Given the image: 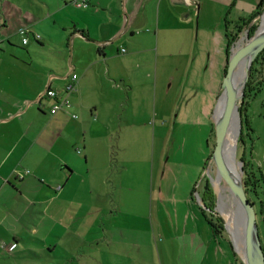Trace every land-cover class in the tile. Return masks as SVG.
<instances>
[{
    "label": "crops",
    "instance_id": "crops-1",
    "mask_svg": "<svg viewBox=\"0 0 264 264\" xmlns=\"http://www.w3.org/2000/svg\"><path fill=\"white\" fill-rule=\"evenodd\" d=\"M260 1L91 0L87 8H80L75 0H38L31 8L23 0H0V244H8L4 251L15 253L29 226L38 233L36 224L28 225L29 216L36 223L45 206L54 216L62 202L67 205L63 213H69L77 171L85 169L90 175L92 163L97 168L104 165L100 154L91 151L93 134L112 120L119 94L127 91L131 101L136 80L142 79L147 87L159 63L170 89L178 80L179 92L188 85L197 88L202 83L198 80L208 76L222 80L228 35L235 32L234 25L253 16ZM44 25L47 30L37 42L33 34ZM24 28L29 30L27 45L19 34ZM72 74L78 80L66 95ZM49 89L58 91L59 98L67 97L71 107L52 115L55 100L47 97ZM219 91L218 81L215 92ZM77 140L83 141L81 158L72 149ZM100 171L104 169L96 172ZM90 185L97 188L92 180ZM209 229L201 227L203 235H185L187 250L191 243L204 248L196 263L236 264L231 241ZM220 238L236 255L234 260L228 248L219 246Z\"/></svg>",
    "mask_w": 264,
    "mask_h": 264
},
{
    "label": "rangeland",
    "instance_id": "rangeland-1",
    "mask_svg": "<svg viewBox=\"0 0 264 264\" xmlns=\"http://www.w3.org/2000/svg\"><path fill=\"white\" fill-rule=\"evenodd\" d=\"M34 2L38 0H23L31 8ZM263 14L264 6L256 32ZM47 27L36 32L41 36ZM247 38L248 31H244L233 48ZM16 45L23 48L20 42ZM248 47L237 58L244 56ZM159 55L162 58V47ZM158 67L147 87L142 79L136 80L131 101L127 91L119 94L120 104L111 112L112 120L96 129L91 151L100 154L104 165L97 168L92 163L90 175L85 169L77 171L76 197L69 213H63L67 205L60 202L58 215L47 212L45 206L42 215L35 217L36 223L29 216L28 225L36 224L38 233H32L29 226L13 254L4 251L7 243L0 244V264H197L204 248L197 243L192 247L191 243L187 250L185 235L191 231L203 235L201 227L205 226L210 230L204 212L223 225L239 261L224 239L217 242L228 248L236 264H255L236 196L226 181L216 177L210 161L215 147V114L225 77L216 80L208 76L198 80L202 83L197 88L188 85L179 92L178 80L170 89L162 63ZM245 80L242 74L240 89ZM218 81L219 94L215 92ZM248 81L242 108L237 107L231 120L228 133L234 137L229 140V148L222 149V161L228 162L229 169L224 166L232 174L229 154L235 153L264 251L263 60L254 63ZM223 116L224 109L219 122ZM72 149L81 158L78 152H84L83 141L77 140ZM91 180L97 188L90 185ZM208 184L215 194L213 209L200 203Z\"/></svg>",
    "mask_w": 264,
    "mask_h": 264
},
{
    "label": "water",
    "instance_id": "water-1",
    "mask_svg": "<svg viewBox=\"0 0 264 264\" xmlns=\"http://www.w3.org/2000/svg\"><path fill=\"white\" fill-rule=\"evenodd\" d=\"M258 31L255 33L253 37L247 38L246 42L239 43L237 46H235V48L231 50V54L229 57V63H228V70H227L225 81H224V84L221 90L217 108L219 106V103L223 96L224 91L225 90L227 91L228 88H229L230 96H229L228 105L226 107L227 108L226 113L221 118L220 122H216L215 147H214V151H213L210 161L215 167V170L217 173L216 177H220L224 181H226L232 187V190L236 193L239 204L243 210V217L246 221V224H247V227L250 233V237L252 239V243H253L252 255L254 258V262L255 264H264V251H263L261 240L259 237L258 225L256 222L253 207L247 199V194H246L243 183L238 184L237 181L235 180L233 181V179H231L228 176L223 166V161H222V149H223V145L226 139V135L228 133V130L231 124L232 117L237 107L242 108L246 84L249 79V74L251 72L252 66L257 56L264 50L263 49L264 46L260 50L258 48L259 45L264 43V32L259 34ZM248 45H250L252 48V54H251L250 61H249L245 84L240 89L241 86H237L234 83L235 71L233 69V62L235 58ZM239 119H240V130H241V126H242L241 110H239ZM237 141H238V138H237Z\"/></svg>",
    "mask_w": 264,
    "mask_h": 264
},
{
    "label": "bare ground",
    "instance_id": "bare-ground-1",
    "mask_svg": "<svg viewBox=\"0 0 264 264\" xmlns=\"http://www.w3.org/2000/svg\"><path fill=\"white\" fill-rule=\"evenodd\" d=\"M264 32V14H263V17H262V24H261V27L258 31V33H262ZM264 46V43H262L261 45H259V50ZM264 49V48H263ZM251 54H252V48L251 46L249 45L246 53L244 56H242L241 58H235V61L233 63V69L235 71V74H234V83L235 85L237 86H241V77H242V74H245V76H247V70H248V66H249V61H250V57H251ZM232 85V84H231ZM232 88V87H231ZM229 96H230V93H229V88L227 89V91L225 90L224 93H223V96L220 100V103H219V106L217 108V111H216V117H215V121L217 119L216 122H219V119H220V114H221V111L224 109V114L226 113V107L228 105V101H229ZM236 119V118H235ZM235 124V123H234ZM236 125V124H235ZM237 131V130H236ZM234 136L231 135L230 133H227L226 135V139L228 138V140H225L224 142V145H223V150L225 148H229V144H230V139L233 138ZM233 140V139H232ZM232 142V141H231ZM222 150V151H223ZM228 152V151H227ZM230 157H231V164H232V169H233V173L231 174L230 170H228L229 168L227 167L228 165V162L225 161L224 163L226 164H223V166L225 165L228 169H225L228 176L233 179V181H237L238 184L241 183L242 184V178L240 176V173H239V170H238V167H237V161H236V155L235 153H233V151H230ZM226 159V158H225ZM228 159V158H227ZM224 166V168H225ZM220 185V184H219ZM230 186V185H229ZM231 190H232V187L230 186ZM233 191V190H232ZM234 192V191H233ZM235 196H236V193L234 192ZM236 199L238 201V198L236 196ZM238 204H239V201H238ZM239 207L242 211V214H243V210L239 204ZM245 225H246V228H247V232H248V238L250 240V243L252 244V248H253V243H252V239L250 237V233H249V230H248V227H247V224H246V221H245ZM235 231V230H234Z\"/></svg>",
    "mask_w": 264,
    "mask_h": 264
},
{
    "label": "trees",
    "instance_id": "trees-1",
    "mask_svg": "<svg viewBox=\"0 0 264 264\" xmlns=\"http://www.w3.org/2000/svg\"><path fill=\"white\" fill-rule=\"evenodd\" d=\"M263 6H264V0H261L260 3L258 4L257 10L253 14V16H251L250 18H248L246 20H241V22L237 23L235 26L237 30L235 29V32L233 34L228 35V39H229L228 59H227V66L225 68V74H227V70H228V63H229V57L231 54V49L234 46V44L237 42V40L239 39V36L244 31H248L249 38H251L255 35L256 30H257L258 25H259L258 24V18L261 15V10H262ZM258 60H263V62H264V50L257 56L255 61L258 62ZM256 62H254V63H256ZM252 68H253V66H252ZM247 86H248V84H247ZM245 93H246V90H245ZM243 185H244V183H243ZM206 201L209 204H207ZM202 202L206 208H210L212 206L211 208L213 209V207L215 206V194H214V191H213L210 184H208V186L205 190V195H204V198L202 199ZM204 215H205V218H206L208 224L210 225V227H211V229L215 235H220V234L225 232L223 225L220 224L219 222H217L214 219L213 215H211L209 217L206 215L205 212H204Z\"/></svg>",
    "mask_w": 264,
    "mask_h": 264
},
{
    "label": "built area",
    "instance_id": "built-area-1",
    "mask_svg": "<svg viewBox=\"0 0 264 264\" xmlns=\"http://www.w3.org/2000/svg\"><path fill=\"white\" fill-rule=\"evenodd\" d=\"M90 1L91 0H75L74 3H75V5L77 7L87 8L89 6V4H90ZM28 33H29V30L27 28L19 30V34L23 35V44L24 45L28 44L29 39L26 36ZM33 37H34V39L37 42L40 41V39H41L40 35H38L36 33L33 34ZM77 80H78V75L72 74L71 81L66 85V87L64 89V93L66 95H68L69 93L74 91V89H75V85L74 84L76 83ZM46 95H47L48 98L55 100V103L51 107V111H50L52 115L58 114L64 108L69 109L71 107V103H70L69 99L67 97H65V98H61L60 97L59 98V92L56 91V90L49 89L47 91ZM72 117L74 119L78 118L77 115H72ZM79 153H80V151H79ZM24 173L28 174L29 172H24ZM18 176H19V178L22 179L24 175L22 173H20V174H18ZM200 203L202 204V200L200 201Z\"/></svg>",
    "mask_w": 264,
    "mask_h": 264
}]
</instances>
